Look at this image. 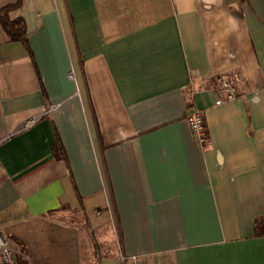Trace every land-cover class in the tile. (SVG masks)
Masks as SVG:
<instances>
[{"label":"crops","instance_id":"crops-1","mask_svg":"<svg viewBox=\"0 0 264 264\" xmlns=\"http://www.w3.org/2000/svg\"><path fill=\"white\" fill-rule=\"evenodd\" d=\"M8 18L26 38L0 24L16 264H264V0H21Z\"/></svg>","mask_w":264,"mask_h":264},{"label":"built area","instance_id":"built-area-1","mask_svg":"<svg viewBox=\"0 0 264 264\" xmlns=\"http://www.w3.org/2000/svg\"><path fill=\"white\" fill-rule=\"evenodd\" d=\"M72 77V74L69 75ZM242 80V76L239 72H233L225 75L218 76L216 78V89L219 94V98L216 100L215 104L219 105L225 101H230L235 98V85ZM188 121L190 125L191 132L194 137L199 141V143L204 144L205 135L203 128V116L197 111L193 110L188 115ZM33 120L27 121L22 129L28 128L33 124ZM125 260V259H124ZM129 264H142L141 261L136 259V257H131L129 259ZM0 264H16L14 258V252L9 247L7 241L3 236L0 235Z\"/></svg>","mask_w":264,"mask_h":264},{"label":"trees","instance_id":"trees-1","mask_svg":"<svg viewBox=\"0 0 264 264\" xmlns=\"http://www.w3.org/2000/svg\"><path fill=\"white\" fill-rule=\"evenodd\" d=\"M21 0H15V2L11 5L4 6L0 9V24L3 28L5 34L9 37L12 41H19L22 44L26 45V38H25V27L22 20H15L11 21L8 18V14L10 11L17 9L20 6ZM204 135L206 140V130L204 127ZM255 233L261 234L264 233V221H260L259 223L255 224Z\"/></svg>","mask_w":264,"mask_h":264}]
</instances>
